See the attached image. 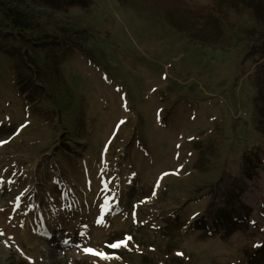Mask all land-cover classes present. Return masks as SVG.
I'll return each instance as SVG.
<instances>
[{
    "label": "rangeland",
    "instance_id": "1",
    "mask_svg": "<svg viewBox=\"0 0 264 264\" xmlns=\"http://www.w3.org/2000/svg\"><path fill=\"white\" fill-rule=\"evenodd\" d=\"M0 1L36 27L0 14V264H264L250 10ZM219 191L240 222L209 211Z\"/></svg>",
    "mask_w": 264,
    "mask_h": 264
},
{
    "label": "trees",
    "instance_id": "2",
    "mask_svg": "<svg viewBox=\"0 0 264 264\" xmlns=\"http://www.w3.org/2000/svg\"><path fill=\"white\" fill-rule=\"evenodd\" d=\"M48 1L49 0H45ZM77 2L80 4L82 0H66L67 3ZM238 5H244L247 10H250L253 16V24L250 25L245 31L246 40H249V43L252 44V49H258L256 46L260 45L259 52H263L260 56L259 63L256 64L255 67V74L253 78V82L255 85V96L253 99L254 104V111H255V127L256 129L263 134L264 136V0H237ZM54 4V0L51 2ZM55 5V4H54ZM56 6V5H55ZM0 14H3V18L6 20L7 24L13 25L19 28H26V29H35L36 27L30 22L29 18H25L23 13L19 12L17 9H12L8 7L4 2L0 1ZM207 25L215 24L214 18L207 19L205 21ZM42 34V33H41ZM43 36H50L53 35L45 33L42 34ZM196 37V36H195ZM196 39H198L196 37ZM253 162L249 156H245L242 161V171L248 174L249 163ZM229 192V191H228ZM222 193L219 191L218 194L212 198V201L209 203V211L215 212V209L218 204V208H220L223 203H226V217L232 218L236 222H240V217L238 216V210H234V206H238L241 208V205L237 199L239 193L232 192L233 194ZM224 202H221L222 200ZM232 212V213H231ZM234 229V228H233ZM233 229L229 231L233 232ZM228 231V232H229Z\"/></svg>",
    "mask_w": 264,
    "mask_h": 264
},
{
    "label": "snow or ice",
    "instance_id": "3",
    "mask_svg": "<svg viewBox=\"0 0 264 264\" xmlns=\"http://www.w3.org/2000/svg\"><path fill=\"white\" fill-rule=\"evenodd\" d=\"M155 91V90H154ZM125 107H127V105H125ZM162 111V110H160ZM157 118L159 119V111L157 113ZM125 121H120V124H124ZM5 143H8V141H0V144H5ZM179 147V146H178ZM189 155H191V153H189ZM173 174H176V173H173ZM164 175H168V173H165ZM159 186V183L157 182V187ZM155 195V191H153V196ZM19 199V197L17 198ZM106 203H107V200H106ZM19 204L17 203L16 207L19 208ZM4 233L2 231H0V236H3ZM80 235H84V233H81ZM132 240V237L131 236H127L125 237L124 240H121L119 242H116V243H112L111 245H109V247H111L112 249H117V248H120V247H124V248H128V242ZM65 243H67V241H65ZM261 245H254V247H260ZM79 247V246H78ZM83 251L86 253V254H92L96 257H99L101 259H105L107 260L109 257L106 253H103V252H99V251H96L92 248H89V247H84L83 248ZM154 251V249H153ZM177 256H183V253H176Z\"/></svg>",
    "mask_w": 264,
    "mask_h": 264
}]
</instances>
